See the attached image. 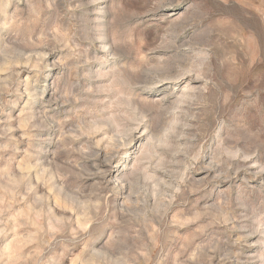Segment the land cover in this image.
Listing matches in <instances>:
<instances>
[{"label": "rangeland", "instance_id": "obj_1", "mask_svg": "<svg viewBox=\"0 0 264 264\" xmlns=\"http://www.w3.org/2000/svg\"><path fill=\"white\" fill-rule=\"evenodd\" d=\"M0 264H264V0H0Z\"/></svg>", "mask_w": 264, "mask_h": 264}]
</instances>
